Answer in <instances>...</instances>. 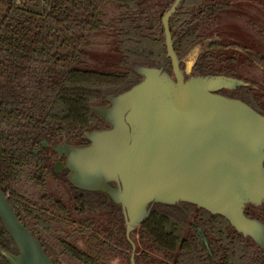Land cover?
<instances>
[{"label": "flooded vegetation", "instance_id": "1", "mask_svg": "<svg viewBox=\"0 0 264 264\" xmlns=\"http://www.w3.org/2000/svg\"><path fill=\"white\" fill-rule=\"evenodd\" d=\"M13 1L21 8L32 10V0ZM175 2L101 1L102 29L88 33V45L81 50L80 63L73 66L107 77L92 82L94 93L100 96L90 99L88 121L83 127L77 125L60 131L57 129L59 118L50 115V111L56 107L55 98L61 87V75L56 69L41 66L40 62L27 64L25 60L23 70H26L23 72L19 69L25 78H18L15 82L0 81V104L8 112L24 118L20 123L11 122L16 127H8L5 121L7 125H1L0 132L5 136L11 134L12 140L25 146L21 152L24 164L15 170L20 171V175L10 185L14 194L9 189L3 192L0 188V191L19 222L39 242L54 264H63L61 259L64 257L83 264L70 250L90 254L95 244H101L108 251V256L100 261L101 264H174L172 259L140 240V226L152 212L165 215L182 228L181 235L196 240V245L203 251L200 253V263L194 260L193 264H222L223 255L225 260L231 257V264H264L262 245L238 231L222 215L212 214L192 204L178 203L176 208L173 205H157L137 229L127 233L121 206L114 204L108 195L92 189L91 183L76 180V174L69 164V157L75 148L89 145L90 133L108 128V124L101 121L92 108L107 106V96L135 83L136 67L149 65L172 69L171 58L167 54V34L172 53L185 77L226 76L244 82L246 85L235 87L231 93L258 109V102L252 100L248 89L257 86L263 91L264 86L249 81L236 68L256 65L260 67L264 78V59H261L264 52L223 42L215 27L219 25L213 22L215 15L230 6V0H213L208 2V7L204 6L206 2L203 0H179L170 12ZM36 3L37 8L32 11L41 13L45 2L37 0ZM192 3L194 7L189 6ZM261 10L264 11V7ZM108 13L113 16H106ZM100 33L114 37L118 55L115 63L122 71L100 72L81 68L85 65L88 50L94 45L90 38ZM196 47H199V52L184 70L182 58ZM240 49L244 53L241 52V58L238 59L236 55ZM7 58L8 54L0 53V61L5 62L6 66L10 61V57ZM219 92L227 94L229 91L222 89ZM59 182L67 187V197L59 192ZM111 185L116 186L115 183ZM194 207L200 211L196 212ZM243 215L259 223L264 230V201L259 205L245 204ZM206 223L208 225L205 228ZM17 252L14 240L0 219V264H10L8 256L16 255Z\"/></svg>", "mask_w": 264, "mask_h": 264}, {"label": "water", "instance_id": "2", "mask_svg": "<svg viewBox=\"0 0 264 264\" xmlns=\"http://www.w3.org/2000/svg\"><path fill=\"white\" fill-rule=\"evenodd\" d=\"M166 46L171 70L136 67L135 83L107 96V106L92 108L108 128L94 130L89 145L72 151L76 180L121 206L127 233L157 205L187 203L222 215L264 247L263 227L243 215L245 204L264 201V115L219 92L244 82L185 77L168 34ZM0 219L18 251L8 256L10 264H54L1 191Z\"/></svg>", "mask_w": 264, "mask_h": 264}, {"label": "trees", "instance_id": "3", "mask_svg": "<svg viewBox=\"0 0 264 264\" xmlns=\"http://www.w3.org/2000/svg\"><path fill=\"white\" fill-rule=\"evenodd\" d=\"M101 1L44 0L45 8L40 13L21 8L13 0H0V53H6L10 57L7 66L0 61V81L15 82L18 78H25L24 73L22 76L19 72V69L23 72L26 70H23L25 60L27 64L40 62L41 66L56 69L61 75V87L55 98L56 107L50 111V115L59 118L57 129L60 131L87 125L89 101L100 96L99 93H94L92 82L107 79L102 74L74 68L80 63L82 48L88 45V33L102 29ZM211 1L213 0H203L206 2L204 6L208 7V2ZM194 5L189 4L191 7ZM62 6L64 7L61 8ZM248 90L252 94V100L258 102V109L240 99L263 115L264 90ZM23 120L24 118L8 112L0 104V126L7 121L8 125H5L16 127L11 122L16 124ZM24 147L22 143L12 140L11 134L5 136L0 132V188L3 192L9 189L14 194L10 185L20 175V171L15 170L24 164L21 156ZM194 210L200 211L195 207ZM207 225L208 223L205 228ZM139 232L144 245L153 246L157 252L172 259L174 264H193L194 260L200 263L199 257L203 249L196 245V240L181 235L182 228L165 215L152 212L148 220L141 224ZM220 235L225 236L224 233ZM92 247L90 254L75 249L70 251L83 264H101L100 261L108 256V251L101 244ZM223 257L224 255L221 258L222 264H231V257L227 260Z\"/></svg>", "mask_w": 264, "mask_h": 264}, {"label": "rangeland", "instance_id": "4", "mask_svg": "<svg viewBox=\"0 0 264 264\" xmlns=\"http://www.w3.org/2000/svg\"><path fill=\"white\" fill-rule=\"evenodd\" d=\"M36 2L37 0H32V7H30L32 10H36ZM262 7H264V0H230V6L221 10L215 15L213 20V22L219 25L215 26L217 27L219 37L227 44L233 43L247 50L249 49L260 53L264 52V11L261 10ZM106 16H113V14L108 13ZM105 21L107 22V18H105ZM90 39H92L91 42L94 45L88 50V56L84 59L85 65L81 66V68L98 70L100 72H108L110 70L122 71V68L115 63L118 59V55H116L117 48L114 37L100 33ZM198 52L199 47H196L182 58L181 66L184 70H186L187 64L195 59ZM241 52L244 53V51L240 49L239 53L236 55L238 59L241 58ZM236 70L249 81L257 82L259 86H264V78L260 67L250 65V68H248L245 65L237 67ZM247 73H249V75H247ZM253 87H256L254 88L255 91H260L259 87ZM224 95L236 96L231 92H227V94ZM57 188L62 196L67 197V187L64 184L59 182ZM176 206L177 205H173L172 207L176 208ZM61 261L63 264H80L66 257L61 259Z\"/></svg>", "mask_w": 264, "mask_h": 264}]
</instances>
